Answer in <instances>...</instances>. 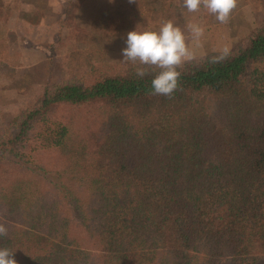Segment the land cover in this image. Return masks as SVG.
Segmentation results:
<instances>
[{
    "label": "trees",
    "instance_id": "1",
    "mask_svg": "<svg viewBox=\"0 0 264 264\" xmlns=\"http://www.w3.org/2000/svg\"><path fill=\"white\" fill-rule=\"evenodd\" d=\"M148 4L114 0L91 35L155 31ZM229 50L186 61L171 98L151 94L159 69L98 53L77 57L88 79L49 77L2 127L0 248L18 264H264V23ZM65 108L88 112L81 129L53 123Z\"/></svg>",
    "mask_w": 264,
    "mask_h": 264
},
{
    "label": "rangeland",
    "instance_id": "2",
    "mask_svg": "<svg viewBox=\"0 0 264 264\" xmlns=\"http://www.w3.org/2000/svg\"><path fill=\"white\" fill-rule=\"evenodd\" d=\"M6 1H11L12 8L8 18L0 19V134L3 124L12 121L37 100L49 77L57 81L90 77L87 66L77 65L80 53L87 52L92 56L98 53L108 61L123 60L121 50L126 47V43L98 38L90 33L92 24L99 21L101 11L114 0H86L70 5L66 13L62 8L64 0ZM152 2L149 0L146 8L149 28L158 31L164 22L171 20L185 33L193 58L210 50L229 49L264 23V2L238 0L237 10L225 24L217 21L203 6L197 12H188L183 0H166L165 8ZM189 24L205 29L199 42L188 31ZM87 114V111L65 108L52 120L54 124L58 120L67 122L71 116L74 129L79 130ZM42 128L37 124L29 133L24 150L39 144L35 138Z\"/></svg>",
    "mask_w": 264,
    "mask_h": 264
},
{
    "label": "clouds",
    "instance_id": "3",
    "mask_svg": "<svg viewBox=\"0 0 264 264\" xmlns=\"http://www.w3.org/2000/svg\"><path fill=\"white\" fill-rule=\"evenodd\" d=\"M128 2L135 4L137 0ZM183 5L188 12H197L203 6L217 21L225 24L237 6V0H183ZM187 28L192 38L199 42L205 29L197 24H189ZM125 43L126 47L121 50V55L125 62L140 65L135 69L138 78L148 75L150 69H159L151 81V94L171 98L179 87L181 72L178 69L193 58L182 29L169 20L164 22L158 31H129ZM230 54V50L225 47L217 55L212 56L209 63H221L227 60ZM7 234V227L0 224V237ZM0 264L18 262L12 251L0 248Z\"/></svg>",
    "mask_w": 264,
    "mask_h": 264
}]
</instances>
